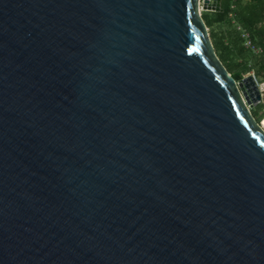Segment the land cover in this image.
Segmentation results:
<instances>
[{
    "label": "water",
    "instance_id": "obj_1",
    "mask_svg": "<svg viewBox=\"0 0 264 264\" xmlns=\"http://www.w3.org/2000/svg\"><path fill=\"white\" fill-rule=\"evenodd\" d=\"M222 0H0V264H264L263 100Z\"/></svg>",
    "mask_w": 264,
    "mask_h": 264
},
{
    "label": "trees",
    "instance_id": "obj_2",
    "mask_svg": "<svg viewBox=\"0 0 264 264\" xmlns=\"http://www.w3.org/2000/svg\"><path fill=\"white\" fill-rule=\"evenodd\" d=\"M203 16L217 53L233 76L242 80L255 72L263 100L253 114L264 126V0H222L219 10H206ZM245 32L261 52L246 46Z\"/></svg>",
    "mask_w": 264,
    "mask_h": 264
},
{
    "label": "built area",
    "instance_id": "obj_3",
    "mask_svg": "<svg viewBox=\"0 0 264 264\" xmlns=\"http://www.w3.org/2000/svg\"><path fill=\"white\" fill-rule=\"evenodd\" d=\"M244 37L246 38V43H245L246 46L251 47V48H252L255 52H257V53L261 52V48H257V47L254 45L252 39L250 38V35H249L247 32L244 33ZM256 77H257V76H256Z\"/></svg>",
    "mask_w": 264,
    "mask_h": 264
},
{
    "label": "rangeland",
    "instance_id": "obj_4",
    "mask_svg": "<svg viewBox=\"0 0 264 264\" xmlns=\"http://www.w3.org/2000/svg\"><path fill=\"white\" fill-rule=\"evenodd\" d=\"M262 123H264V119H263V122Z\"/></svg>",
    "mask_w": 264,
    "mask_h": 264
},
{
    "label": "crops",
    "instance_id": "obj_5",
    "mask_svg": "<svg viewBox=\"0 0 264 264\" xmlns=\"http://www.w3.org/2000/svg\"><path fill=\"white\" fill-rule=\"evenodd\" d=\"M253 73H255V72L253 71Z\"/></svg>",
    "mask_w": 264,
    "mask_h": 264
}]
</instances>
